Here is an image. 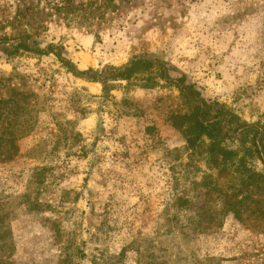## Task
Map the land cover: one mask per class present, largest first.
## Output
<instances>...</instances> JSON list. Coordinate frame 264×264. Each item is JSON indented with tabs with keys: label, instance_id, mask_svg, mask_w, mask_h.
Listing matches in <instances>:
<instances>
[{
	"label": "rangeland",
	"instance_id": "374dc122",
	"mask_svg": "<svg viewBox=\"0 0 264 264\" xmlns=\"http://www.w3.org/2000/svg\"><path fill=\"white\" fill-rule=\"evenodd\" d=\"M113 1L45 19L43 56L9 57L0 27V103L19 88L33 104L0 123L19 148L0 162V264H264V216L221 214L229 173L189 159L177 118L192 86L264 131V0ZM139 58L152 67L104 84Z\"/></svg>",
	"mask_w": 264,
	"mask_h": 264
},
{
	"label": "trees",
	"instance_id": "16d2710c",
	"mask_svg": "<svg viewBox=\"0 0 264 264\" xmlns=\"http://www.w3.org/2000/svg\"><path fill=\"white\" fill-rule=\"evenodd\" d=\"M3 11L7 14L6 20L0 19V27L3 30L11 29L12 35L1 39L3 44H8L5 52L9 57L35 54L47 55L48 51L41 49L36 40L45 29V19L63 17L69 22L79 21L88 23L105 16L109 8L117 9L118 5L113 0H4ZM1 9V7H0ZM11 42H14L11 43ZM62 47L56 57L70 71H74L68 61L62 57ZM49 50L54 51V46ZM153 63L150 60L139 58L124 69L111 70L108 75L103 73L102 79L105 85L110 81H130L135 74L142 70H149ZM104 87V90H110ZM12 96L15 99H4L0 103V123L5 119L8 107L15 103L27 111L32 102L28 101L29 95L19 88H12ZM182 96L188 103L189 113L177 118L185 123L183 134L190 150L189 159L202 158L208 170L217 172L221 177L228 172L227 181L231 192L216 183L220 192L221 214L232 213L235 218L242 219L259 212L258 216H264V131L255 124L243 121L233 111L222 106L216 107L204 100L198 91L192 86L184 87ZM24 101L23 104H20ZM15 107V106H13ZM26 128L20 130L21 136ZM0 162L12 160L18 153V145L10 139L9 132H0ZM7 135V138L1 136ZM257 160L262 163L263 170L257 171L252 163ZM232 170V172H231ZM231 173V174H230ZM212 178V176H207ZM241 194V195H240ZM240 195V196H239ZM262 197V198H261ZM249 212V213H248ZM3 216L0 223L3 224ZM205 224H196V228L204 229ZM0 227V231H1ZM6 243L0 245V250Z\"/></svg>",
	"mask_w": 264,
	"mask_h": 264
}]
</instances>
